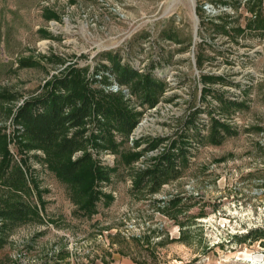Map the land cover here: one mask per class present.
<instances>
[{
	"label": "rangeland",
	"instance_id": "rangeland-1",
	"mask_svg": "<svg viewBox=\"0 0 264 264\" xmlns=\"http://www.w3.org/2000/svg\"><path fill=\"white\" fill-rule=\"evenodd\" d=\"M115 66L135 77L118 83ZM74 75L93 107L67 130L86 140L68 158L88 154L106 175L88 210L52 150L28 146L14 121L24 101ZM101 98L134 115L130 132L109 126ZM0 139V209L27 213L0 216V264H87L102 252L264 264L263 239L239 240L264 231V0H0ZM181 148L175 174L139 183Z\"/></svg>",
	"mask_w": 264,
	"mask_h": 264
},
{
	"label": "trees",
	"instance_id": "trees-1",
	"mask_svg": "<svg viewBox=\"0 0 264 264\" xmlns=\"http://www.w3.org/2000/svg\"><path fill=\"white\" fill-rule=\"evenodd\" d=\"M118 83H127L135 77L134 73L127 69H120L115 66ZM75 76V75H74ZM148 84L158 86L155 82L148 80ZM149 93V92H147ZM102 99V98H101ZM150 104L153 99L147 95ZM91 96L85 92V87L81 83L79 77L75 78H56L54 79L48 90L33 99L24 101L18 106L14 115V121L21 124L22 134L28 138V146L39 147L43 150H52L57 158L53 165L57 164L59 176L71 182L76 188L80 198L85 199L80 209L88 210L98 198L96 192L91 188L95 179H106L105 172L102 168L95 166L88 154L80 156V158L70 161L69 155L85 144V138L82 136V130L74 131L67 135L70 128L79 127L83 120L88 116L92 106ZM96 110L100 111L106 118L110 119L109 126L116 128L121 133L130 132L135 126L136 120L134 115L121 110L120 107L111 102L109 99L101 100L94 103ZM108 132V129L105 130ZM225 133H230L224 130ZM224 135V134H223ZM222 138L223 136H219ZM216 142L219 138H213ZM102 140L111 143L110 136L102 135ZM0 152H5L1 145ZM188 150L186 148L179 149L177 155L169 154L163 156L162 160L156 162L152 169H147L140 174L141 184H151V188L162 184L164 177L169 174H175L178 171V159H183ZM59 159V161H58ZM51 165V163H50ZM9 181V182H7ZM21 181V177L7 179V184H15ZM0 216L11 223L21 221L27 216L25 206L20 203L8 204L7 207L0 209ZM241 241L247 238L253 240L263 239L264 231L250 230L246 235L242 236Z\"/></svg>",
	"mask_w": 264,
	"mask_h": 264
},
{
	"label": "crops",
	"instance_id": "crops-1",
	"mask_svg": "<svg viewBox=\"0 0 264 264\" xmlns=\"http://www.w3.org/2000/svg\"><path fill=\"white\" fill-rule=\"evenodd\" d=\"M74 264V263H69ZM87 264H136L130 258V256H124L119 254L118 252H113L110 255L102 252L97 259L94 261H89Z\"/></svg>",
	"mask_w": 264,
	"mask_h": 264
},
{
	"label": "built area",
	"instance_id": "built-area-1",
	"mask_svg": "<svg viewBox=\"0 0 264 264\" xmlns=\"http://www.w3.org/2000/svg\"><path fill=\"white\" fill-rule=\"evenodd\" d=\"M107 73L108 72H106V71L99 72V74H107ZM98 76H99V78L102 77L100 75H98ZM114 86L119 87V85L117 83H114Z\"/></svg>",
	"mask_w": 264,
	"mask_h": 264
}]
</instances>
